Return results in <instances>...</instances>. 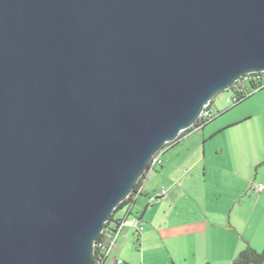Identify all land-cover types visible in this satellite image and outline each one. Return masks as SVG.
<instances>
[{
  "label": "water",
  "instance_id": "obj_1",
  "mask_svg": "<svg viewBox=\"0 0 264 264\" xmlns=\"http://www.w3.org/2000/svg\"><path fill=\"white\" fill-rule=\"evenodd\" d=\"M264 71V0H0V264H94L164 144Z\"/></svg>",
  "mask_w": 264,
  "mask_h": 264
},
{
  "label": "rangeland",
  "instance_id": "obj_2",
  "mask_svg": "<svg viewBox=\"0 0 264 264\" xmlns=\"http://www.w3.org/2000/svg\"><path fill=\"white\" fill-rule=\"evenodd\" d=\"M231 96L229 89L216 94L212 99L214 120L207 122L205 131L193 132L185 139V145L195 156L202 157L204 151L206 154L199 165L203 173L206 166V181L198 197L188 189L185 191L184 187L176 196L174 211L160 208L152 218L155 231L147 237L144 247L141 241L138 246L132 229L125 227L115 244L117 249L112 251L105 264H115L112 257L118 249L121 264H173L174 261L176 264H197L195 255L204 252L206 262L203 264H232L247 239L254 249L262 250L264 243L259 245V237L264 228V88L226 110L231 105L226 99ZM218 111H224V114L218 116ZM233 120L236 123L226 127L234 123ZM156 182L149 179L146 188L151 189ZM250 182L251 189L247 191L244 203L237 201L231 212L234 227L230 229L227 215L233 200L231 196ZM259 185L261 190H258ZM142 199L143 196H139L132 207V213L128 215L131 221L145 206L140 204ZM126 210L124 208L116 215L124 216ZM126 233H129L128 237ZM198 246L204 252L198 251Z\"/></svg>",
  "mask_w": 264,
  "mask_h": 264
},
{
  "label": "crops",
  "instance_id": "obj_3",
  "mask_svg": "<svg viewBox=\"0 0 264 264\" xmlns=\"http://www.w3.org/2000/svg\"><path fill=\"white\" fill-rule=\"evenodd\" d=\"M229 108L231 107L229 106L228 108H226V110ZM224 111H221V112L218 111V116H221L222 114H224L223 113ZM214 118L212 120H214ZM239 119H242V118H239ZM234 121L235 120H233V122ZM235 123L236 122L230 123L226 127H231ZM207 125L208 124L206 123L199 128H193V130L190 131L189 133L183 135L178 140L167 145L162 155L165 157V159L162 160V165H160L159 167L153 168V169H149L146 172V176L143 179V183H142V192L140 195L137 196L135 201L132 203V206L129 212V214L132 213V207L134 206V204L138 202L139 196H143V199L140 202V204L141 206L142 205H145V206H143V209L140 215L135 216L136 218L139 219L140 223L143 225V231H141L139 234V237H140L139 240L143 244V247H144V243L147 237L155 231L154 228L156 227L152 224V220H153L152 218L156 216V214L160 211V208L167 207V208H170L172 211H174L175 206L177 204L176 196L179 195V191H183L184 187L186 188L185 191H187L188 189L189 191L195 193L196 198L198 197L197 195L198 192L201 190V188H203L202 184L205 183L206 181L205 180L206 166L204 165L205 169L203 173V170L201 169V166L199 165H200V162L204 161L205 159V156H206L205 151L202 157L198 155L195 156L193 151L188 149V147L185 145V139L193 132H198L200 130L205 131ZM149 179H154L155 181H157L151 189L146 188V184L148 183ZM200 184H201V187H200ZM252 185H254V181H252ZM245 187L237 189L235 193L233 194V196H231L233 200L230 206V212L227 215L228 216L227 222H228V226L230 229L234 227V224L231 222V212L234 209L237 201L240 204L244 203V197H246L247 191L251 189L250 188L251 182L250 184H248V186H245ZM162 191H164V193H162ZM263 191H258V194H263ZM202 195L205 199L206 194L203 193ZM251 197H252V194H251ZM145 222H146V226L144 225ZM166 227L170 228V226H166ZM172 228H175V227H172ZM130 231L133 237L137 239V234L135 233V231L133 229ZM199 233L201 232H198V234ZM125 236L128 237L129 233H126ZM263 237H264V228H263V232H261L260 237H259V245H263L264 243ZM247 244L252 247V243L248 239H247V242H245V246ZM257 247L258 246H255V248ZM116 249L117 247L115 245L112 251ZM200 249L201 247L198 246L197 250L199 251ZM202 251L204 252V250L201 249V252ZM118 252H119V249L117 250V253L113 255L112 257V262L115 264L117 263L116 259H120V257L118 256ZM204 254L206 255V252H204ZM204 254L195 255L197 264H203V262L204 263L206 262V260L204 259L205 258ZM176 255L180 256L179 253H176ZM228 262H230V259L228 260ZM173 264H176L175 261ZM206 264H210V263L207 262Z\"/></svg>",
  "mask_w": 264,
  "mask_h": 264
},
{
  "label": "built area",
  "instance_id": "obj_4",
  "mask_svg": "<svg viewBox=\"0 0 264 264\" xmlns=\"http://www.w3.org/2000/svg\"><path fill=\"white\" fill-rule=\"evenodd\" d=\"M256 73H260L256 74ZM255 74V75H254ZM252 81L255 83V87L253 89H246L248 84H251ZM264 88V71L263 72H254V73H248L244 76L240 77L238 80H236L229 90L232 92V96L230 98L226 99V102L229 104H234L238 101L239 95L242 93L244 95H250L251 93H254L255 91H258L259 89ZM214 118L213 114V101H209L208 104H206L201 111V113L198 116V119L194 123V125L197 123V126L194 128H199L206 124L207 122L211 121ZM193 125V126H194ZM165 148H161L156 154L153 156L149 163V169H153L156 167H159L162 165V155ZM262 186H258V190H261ZM142 191V187H139L136 191V193H132L133 199H136L137 196ZM164 193V191H162ZM130 196V195H129ZM128 196V197H129ZM132 206V205H131ZM131 206H125L118 210L121 211L122 209L126 208V214L124 216L116 215V212L112 215L114 221H108L106 223L105 229L102 230L100 237L97 239L94 245V249L97 250V255L95 256V263L94 264H104L106 259L110 256L122 230L125 227H129L135 231V233L138 235L143 229L142 224L140 223L138 218H135L133 221L129 219V212ZM128 207V208H127ZM111 217V218H112ZM117 263H122L121 259H116Z\"/></svg>",
  "mask_w": 264,
  "mask_h": 264
},
{
  "label": "trees",
  "instance_id": "obj_5",
  "mask_svg": "<svg viewBox=\"0 0 264 264\" xmlns=\"http://www.w3.org/2000/svg\"><path fill=\"white\" fill-rule=\"evenodd\" d=\"M256 74H259L260 75V73H256ZM255 86H256L255 83L252 81L251 84H248V86L246 87V89H248V90L249 89H253ZM251 94H253V93H251ZM250 95H244V94L241 93L239 95V97H238V101L235 102L234 104L230 105V107H233V106L237 105L238 103H240L241 101H243L247 97H249ZM195 126H197V123L194 126L189 127L187 129H185L184 131H182L174 141L178 140L183 135H185V134L189 133L190 131H192ZM174 141H172V142H174ZM172 142H168V143L164 144L163 147H162V149L165 148L167 145L171 144ZM145 176H146V172L138 180V182L136 183L135 188L133 189L132 193H136L137 189L139 187H142L143 179L145 178ZM141 192H140V194H141ZM132 193L130 194L129 197H127L124 201H122L117 206L116 210H118V209H120L122 207H125V206H128L129 207V206L132 205V203L135 201V199H133ZM114 220L115 219H113V217H112L111 218V221H114ZM139 238L140 237H139V234H138L137 235V239H136V241L138 242V246H140V243H139L140 240H139ZM95 255H97V250L96 249H95ZM232 264H264V247H263V249L261 251H257L256 249H254L253 247H251L250 245L247 244L238 253V255L233 259Z\"/></svg>",
  "mask_w": 264,
  "mask_h": 264
}]
</instances>
